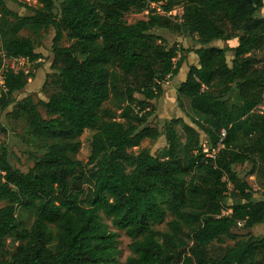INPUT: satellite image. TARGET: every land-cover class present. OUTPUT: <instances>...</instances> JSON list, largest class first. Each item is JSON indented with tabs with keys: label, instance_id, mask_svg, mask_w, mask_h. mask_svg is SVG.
<instances>
[{
	"label": "trees",
	"instance_id": "1",
	"mask_svg": "<svg viewBox=\"0 0 264 264\" xmlns=\"http://www.w3.org/2000/svg\"><path fill=\"white\" fill-rule=\"evenodd\" d=\"M7 1L0 0L3 51L36 62L41 43L19 32L54 31L56 91L13 106L30 136L52 143L25 173L5 145L0 150V264H113L117 234L101 214L131 241L124 264H264V237L252 234L264 224V199L234 170L247 164L245 176L264 186V113L257 111L264 105V17L256 16L264 0H153L164 13L181 8L180 17L158 14L144 0H60L57 12L53 0H31L38 7L23 6L31 14L18 16ZM143 11L145 20L124 22ZM156 30L194 38L198 48H165ZM233 39L229 65L227 50L209 45ZM191 52L197 64L175 90L190 123L146 126L162 81L176 77ZM30 75L4 74L0 112ZM85 131L92 135L81 163L71 155ZM159 137L165 145L156 154L134 151ZM19 209L33 214L29 229ZM167 214L166 229L154 230ZM9 237L20 243L6 259ZM225 240L232 245L221 246Z\"/></svg>",
	"mask_w": 264,
	"mask_h": 264
},
{
	"label": "rangeland",
	"instance_id": "2",
	"mask_svg": "<svg viewBox=\"0 0 264 264\" xmlns=\"http://www.w3.org/2000/svg\"><path fill=\"white\" fill-rule=\"evenodd\" d=\"M55 4V12L58 11L60 0H53ZM148 6V9H157L160 3H156L153 0H144ZM21 5V6H20ZM7 8L14 14L18 16L30 15L31 13L25 9L23 6H28L31 8H37L38 5L31 0H11L6 2ZM171 16L180 15V10L177 8ZM257 17L264 16V6L262 9L257 11ZM147 17V11H143L139 14L128 13L124 16V22L127 24L134 23L137 20H145ZM7 21H13L11 17H6ZM159 36L157 43L161 44L165 48L181 47L189 50H194L198 48L194 38H189L180 34H171L165 30H156L154 32ZM19 35L28 36L35 44L41 43L39 47L36 48V52L41 55V58L25 67V71L31 73L30 79L26 86L19 92L14 93L9 98L12 103L2 112H0V150L2 146H6L9 149V161L10 163L20 170L21 172H27L34 163V158L38 156L39 151L45 148L47 145L51 144V141L38 140L28 133V128L26 123L21 116L14 113V103L26 100L30 98L34 103L39 101H46L47 97L56 91V87L53 82V70L51 69L52 55H51V42L54 37V31L49 30L46 33L40 32L38 36H33L30 31L23 29L19 32ZM66 36L62 35L60 42L61 46L67 45ZM237 45V39L229 40L227 42H214L209 46L219 47L226 49V59L227 63L230 65L232 61V51L231 49ZM197 64L196 56L191 52L188 55L186 63L182 65L180 73L176 77H166L162 81L163 94L158 99L153 101V111L149 116L146 126L155 127L158 130L162 129L163 123L166 120L172 118H182L185 123H190V119L186 116L188 112L182 111L177 107L176 103V93L175 90L181 82L184 81L186 73L189 66ZM28 73V74H29ZM38 111L44 117V111L40 106H38ZM257 111L264 113V105L261 104L257 107ZM178 134L182 137V130L180 127L177 128ZM92 133L85 131L81 136H79L76 141L79 142V150L77 153L71 155L73 160L85 163L89 155V145ZM182 139V138H181ZM201 141H204L203 135H201ZM165 140L164 137H159L156 140L145 139L142 141L139 148L134 149V151H139L140 149L147 150L150 154H156L159 149L164 147ZM234 170L239 176L245 177L249 185L255 190V199H264V186L260 185V182L255 176H245V171L248 170V165L235 166ZM229 203V202H227ZM5 202H0V207L4 206ZM102 222L107 225L110 232L117 234L116 237V247L114 252V263L113 264H124L127 257L131 256L130 251V239L125 235L124 231L117 230L113 228L110 224V219L105 215L101 214ZM17 219L21 221L26 229H29L32 221L33 214L28 212H23L22 210L17 211ZM172 219L170 214H167L163 223L158 224L153 227L154 230L164 231L166 229V223ZM239 234H243L244 231H236ZM253 235H260L264 237V224L255 226L252 229ZM20 242L9 237L6 238L4 242L3 256L6 259H10V255L13 253L15 248ZM221 244L214 243L212 247H217ZM232 245V242L225 240L221 245Z\"/></svg>",
	"mask_w": 264,
	"mask_h": 264
},
{
	"label": "built area",
	"instance_id": "3",
	"mask_svg": "<svg viewBox=\"0 0 264 264\" xmlns=\"http://www.w3.org/2000/svg\"><path fill=\"white\" fill-rule=\"evenodd\" d=\"M155 9V8H153ZM177 8L173 9L171 12L168 13H164L162 12L159 7L156 9L158 14H164L166 16H171L173 15L172 12H174ZM180 10V15L181 16V8H179ZM30 64H32V62H30L29 60H27V58H23V57H17V58H10L7 57L5 52L2 49V42L0 39V87L4 88V74L7 73L8 71H11L13 73H18V72H22L24 75H27L29 72L25 71V67L29 66ZM225 136V130L221 131V138H223ZM220 145V144H219ZM207 150L204 149V152H206ZM209 156H212V154H209ZM222 215L225 214H229L230 211H222L221 212ZM238 226H240V223L237 224Z\"/></svg>",
	"mask_w": 264,
	"mask_h": 264
},
{
	"label": "crops",
	"instance_id": "4",
	"mask_svg": "<svg viewBox=\"0 0 264 264\" xmlns=\"http://www.w3.org/2000/svg\"><path fill=\"white\" fill-rule=\"evenodd\" d=\"M262 17H264V16H262Z\"/></svg>",
	"mask_w": 264,
	"mask_h": 264
},
{
	"label": "water",
	"instance_id": "5",
	"mask_svg": "<svg viewBox=\"0 0 264 264\" xmlns=\"http://www.w3.org/2000/svg\"><path fill=\"white\" fill-rule=\"evenodd\" d=\"M249 1V0H248ZM250 2V1H249Z\"/></svg>",
	"mask_w": 264,
	"mask_h": 264
}]
</instances>
